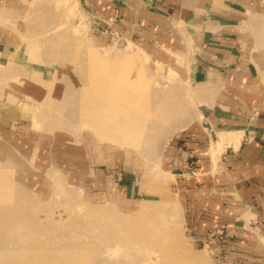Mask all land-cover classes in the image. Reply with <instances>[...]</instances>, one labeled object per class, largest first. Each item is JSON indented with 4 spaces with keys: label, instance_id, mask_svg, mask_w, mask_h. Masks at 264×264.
Segmentation results:
<instances>
[{
    "label": "rangeland",
    "instance_id": "1",
    "mask_svg": "<svg viewBox=\"0 0 264 264\" xmlns=\"http://www.w3.org/2000/svg\"><path fill=\"white\" fill-rule=\"evenodd\" d=\"M30 3L15 16L0 8V51L15 38L17 53L23 45L28 60L52 64L56 81L43 90L55 129L29 137L0 120V264H226L187 224L182 170L170 163L175 136L166 126L192 123L203 108L176 86L183 84L176 65L189 58L175 39L124 35L87 0ZM62 45L78 51L44 53ZM13 82L6 95L36 107ZM166 109L186 118H152ZM124 176L133 177L127 189Z\"/></svg>",
    "mask_w": 264,
    "mask_h": 264
},
{
    "label": "crops",
    "instance_id": "2",
    "mask_svg": "<svg viewBox=\"0 0 264 264\" xmlns=\"http://www.w3.org/2000/svg\"><path fill=\"white\" fill-rule=\"evenodd\" d=\"M31 1L0 0V8L15 16L20 5L27 3L29 8ZM45 1L38 0L39 5ZM87 1L102 22L120 33L150 40L175 39L174 46L189 58L176 65L183 82L176 86L192 92L203 105L202 111L192 123L165 128L175 136L170 163L182 170L178 189L186 222L220 262L264 264V0ZM15 45L14 38L0 51V120L13 121L16 129L25 127L29 137L39 135L40 130L53 136L55 118L48 115L51 108L44 107L52 103L45 99L43 88L56 81L54 68L37 58L28 60L24 46L20 45L19 54ZM73 49L78 51L62 45L44 53L57 57L71 55ZM8 81L32 96L36 107L27 96L8 97L4 89ZM67 82L73 87L72 79ZM170 85L175 87V81ZM167 98L168 103L174 102L171 96ZM179 113L155 111L152 118H186ZM120 178L127 189L133 177ZM158 182L165 185L166 179ZM160 195L171 202L163 191ZM172 200L181 216L180 205Z\"/></svg>",
    "mask_w": 264,
    "mask_h": 264
},
{
    "label": "bare ground",
    "instance_id": "3",
    "mask_svg": "<svg viewBox=\"0 0 264 264\" xmlns=\"http://www.w3.org/2000/svg\"><path fill=\"white\" fill-rule=\"evenodd\" d=\"M100 125V124H99ZM102 130H104V128H102ZM162 187H163V185H162ZM168 195V198H167V200L170 202H173V196L172 195H170L169 193L167 194ZM167 202V201H166ZM170 202V203H171ZM159 207H161V206H159ZM175 207H177V206H175ZM158 209H160V208H158ZM164 209V208H163ZM161 210H162V208H161ZM164 210H166V209H164ZM176 210V209H175ZM160 211V210H159ZM164 212V211H163ZM152 214V213H151ZM166 214V213H165Z\"/></svg>",
    "mask_w": 264,
    "mask_h": 264
}]
</instances>
